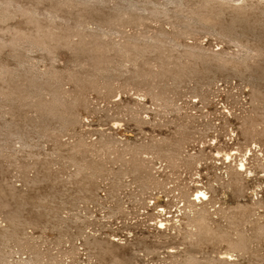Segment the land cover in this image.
<instances>
[{"label": "rangeland", "instance_id": "rangeland-1", "mask_svg": "<svg viewBox=\"0 0 264 264\" xmlns=\"http://www.w3.org/2000/svg\"><path fill=\"white\" fill-rule=\"evenodd\" d=\"M14 1L0 264H264V2Z\"/></svg>", "mask_w": 264, "mask_h": 264}, {"label": "bare ground", "instance_id": "bare-ground-1", "mask_svg": "<svg viewBox=\"0 0 264 264\" xmlns=\"http://www.w3.org/2000/svg\"><path fill=\"white\" fill-rule=\"evenodd\" d=\"M14 1V0H13ZM32 1V0H31ZM38 1V0H37ZM118 2H120V3H122L120 0H117ZM235 1H237V0H235ZM261 1H263L264 2V0H261ZM7 2V1H6ZM207 2V1H206ZM61 3V2H60ZM83 3V2H82ZM202 3V2H201ZM219 3V2H218ZM251 3V2H250ZM11 3H9V4H7V5H10ZM20 4V3H19ZM117 4V3H116ZM115 4V5H116ZM220 4V3H219ZM230 4V3H229ZM11 5H13L15 8H17V6H18V3L16 2V1H14V2H12V4ZM39 5V4H38ZM102 5V4H101ZM120 5V4H119ZM122 5V4H121ZM201 5V4H200ZM204 5V4H203ZM227 5V4H226ZM232 5V4H231ZM239 5V4H238ZM244 5V4H243ZM12 6V7H13ZM21 6V5H20ZM23 6V5H22ZM35 6V5H34ZM93 6V5H92ZM94 6H96L95 4H94ZM104 6V5H103ZM211 6V5H210ZM261 6V5H260ZM264 6V5H263ZM235 7V6H234ZM240 7V6H239ZM24 11H25V13L27 12L28 13V11H30L31 12V10H32V5L31 4H25L24 5ZM48 8H50V7H48ZM103 8V7H102ZM105 9H107V8H105ZM17 10V9H16ZM35 10V9H34ZM41 10H43L42 8H41ZM41 10H39L38 9V11L40 12ZM44 11V10H43ZM19 12H21V11H19ZM111 12V11H110ZM16 13H17V11H16ZM24 13V14H25ZM41 13V12H40ZM43 13H45V12H43ZM42 13V14H43ZM38 14V13H37ZM47 14V13H46ZM26 15V14H25ZM31 15V14H30ZM29 16V15H28ZM30 17V16H29ZM32 17V16H31ZM31 19V18H30ZM40 19V18H39ZM44 19H45V17H44ZM42 20V19H41ZM46 20V19H45ZM44 20V21H45ZM43 21V20H42ZM60 21V20H59ZM61 21H63L62 20V18H61ZM47 22V21H46ZM50 26V25H49ZM48 26V27H49ZM5 28H7V27H5ZM1 30V29H0ZM7 30H9V28H7ZM10 31V30H9ZM2 32V31H1ZM11 32V31H10ZM7 33V32H6ZM3 38V37H2ZM1 43V42H0ZM192 164V163H191ZM241 165H244L242 162H241ZM242 167V166H241ZM231 168V167H230ZM237 169V168H236ZM239 170V169H238ZM241 170V169H240ZM236 171V170H235ZM233 172V171H232ZM239 172V171H238ZM233 175V174H232ZM200 193H201V191H199ZM202 194H204L203 192H202ZM206 195V194H205ZM184 197V196H183ZM217 197V196H216ZM185 199V198H184ZM212 199H213V197H212ZM200 200V199H199ZM208 201H209V199H207ZM210 200H211V198H210ZM194 202H196V201H194ZM193 202V203H194ZM202 203V202H201ZM190 204H192V203H190ZM207 204V203H206ZM209 204V203H208ZM197 205V204H196ZM199 206V205H198ZM204 206V205H203ZM201 208V207H200ZM188 210V209H187ZM196 210V209H195ZM200 210V209H199ZM194 211V210H193ZM202 211V210H201ZM197 212V211H196ZM190 213H193V212H190ZM197 214V213H196ZM195 214V215H196ZM184 215V214H183ZM188 215V214H187ZM194 215V214H193ZM187 218V217H186ZM195 218V217H194ZM202 218V217H201ZM190 219V218H189ZM187 220V219H186ZM194 220V219H193ZM200 220V219H199ZM196 221H198V220H196ZM190 222H191V219H190ZM192 222H194V221H192ZM188 223V222H187ZM195 223V222H194ZM189 224H191V223H189ZM182 231V230H181ZM90 244V243H89ZM91 245V244H90ZM93 246H94V244H93ZM90 247H92V246H90ZM132 250V249H131ZM135 252V251H134ZM100 254V253H99ZM136 254V253H135ZM171 254V253H170ZM91 258H93V257H91ZM101 262H103V261H101ZM137 262V261H136ZM105 264H106V262H105Z\"/></svg>", "mask_w": 264, "mask_h": 264}]
</instances>
